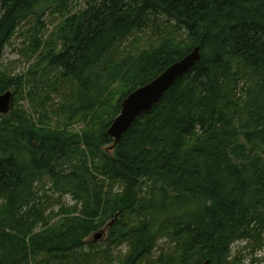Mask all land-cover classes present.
<instances>
[{
    "label": "trees",
    "instance_id": "16d2710c",
    "mask_svg": "<svg viewBox=\"0 0 264 264\" xmlns=\"http://www.w3.org/2000/svg\"><path fill=\"white\" fill-rule=\"evenodd\" d=\"M72 1L0 0V94L11 87L1 56L21 23L44 4ZM165 26L188 47L148 52L120 102L194 46L201 57L113 149L105 128L80 142L0 113V264H111L120 240L128 247L121 264H225L232 242L264 234V0H85L55 31L54 49L42 46L35 26L27 46L86 87L88 70L117 42ZM233 58L255 80L242 105L230 97ZM245 142L253 144L247 153ZM78 150L83 162L62 174ZM46 179L74 197L52 224L33 202ZM83 201L89 206L78 208ZM116 214L105 248L87 239ZM165 237L166 254L154 255Z\"/></svg>",
    "mask_w": 264,
    "mask_h": 264
},
{
    "label": "rangeland",
    "instance_id": "374dc122",
    "mask_svg": "<svg viewBox=\"0 0 264 264\" xmlns=\"http://www.w3.org/2000/svg\"><path fill=\"white\" fill-rule=\"evenodd\" d=\"M84 1L74 0L61 9L47 7L45 4L40 6L37 9V16L30 17L25 26V22L21 23V27L5 45L1 56L2 77L11 84L8 88L12 92L8 113L10 117L17 122L24 121L41 133L72 136L73 140L78 139L80 142L88 133H96L101 128L107 130L109 122L119 112L121 94L133 83V75L139 72V67L134 66L137 61L153 48L184 50L188 47L184 44L183 35L175 32L174 27H160L157 31L142 34L133 32L117 42L115 49L110 50L103 59L88 70L87 86L82 87L79 82L65 76L61 69L49 65L45 61L47 53L42 55L44 58L42 60L37 52H31L32 47L27 46V43L35 26L34 34L43 41L42 46L47 50L54 49L55 31L65 24L71 14L84 6ZM34 23H37V27ZM26 29L28 31H25ZM232 62L236 71L237 85L235 93L231 91L230 97L239 98V104L242 105L241 99L248 96L249 88L255 84V80L249 77L237 59L233 58ZM245 144L247 153L253 144L248 142ZM106 147L103 146L102 149ZM257 151L264 155V148L261 146H258ZM81 162H83L81 151H75L71 159L60 166V170L62 174L67 173L79 167ZM119 185L120 182H115V194L119 192ZM35 188L40 199L33 202H36L42 212L41 216L50 219L49 224L61 218L63 212L70 211V206H73L72 191L65 184L55 185L46 179ZM85 205L89 206V203L83 201L78 208ZM120 206L121 203L117 201V207ZM97 207L98 205H93V208L97 209ZM107 222L91 231L87 239H92L93 234L104 228ZM125 223L126 218L121 216L115 231ZM108 228L104 229L101 239L97 241L100 243V248L108 245L106 242L110 236ZM164 241L166 237L158 242V248L155 247L153 250L154 255L160 252V248L166 254L168 244ZM86 247L89 249L88 246ZM127 248L126 241H116L111 251L115 260L111 259V264H121L120 260ZM218 263L222 264V261L216 264ZM226 263L264 264V234L256 237L248 236L232 242L225 259Z\"/></svg>",
    "mask_w": 264,
    "mask_h": 264
},
{
    "label": "water",
    "instance_id": "95a60500",
    "mask_svg": "<svg viewBox=\"0 0 264 264\" xmlns=\"http://www.w3.org/2000/svg\"><path fill=\"white\" fill-rule=\"evenodd\" d=\"M200 46H194L185 55L168 65L157 76L147 83L130 91L120 102V110L110 122L106 133L113 142L109 146L113 149L121 140L123 134L140 115L149 111L164 95V93L185 74L201 57ZM12 92L6 90L0 94V113L7 114L11 107ZM117 219V214L107 225L97 230L92 237L93 241L101 239L104 229L110 227ZM209 260L201 264H208Z\"/></svg>",
    "mask_w": 264,
    "mask_h": 264
}]
</instances>
